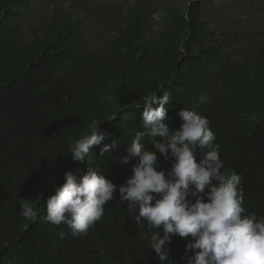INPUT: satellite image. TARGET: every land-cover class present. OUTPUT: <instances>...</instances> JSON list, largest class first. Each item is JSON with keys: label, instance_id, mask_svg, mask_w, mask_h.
Returning a JSON list of instances; mask_svg holds the SVG:
<instances>
[{"label": "trees", "instance_id": "obj_1", "mask_svg": "<svg viewBox=\"0 0 264 264\" xmlns=\"http://www.w3.org/2000/svg\"><path fill=\"white\" fill-rule=\"evenodd\" d=\"M43 1L0 0V264H160L147 246L152 230L135 223L118 193L83 236L48 222L45 208L66 170L79 178L90 166L117 185L131 176L119 158L143 130L135 104L152 93L173 98L164 120L170 131L179 129L183 108L207 117L221 171L242 176L245 214L264 217V31L236 44L180 0L150 35L131 19L96 49L102 44L87 46L70 5L50 0L59 5L54 13L21 35V22ZM97 125L102 145L74 161L75 141ZM146 146L155 150L147 138ZM157 157L168 170L172 161ZM21 198L40 210L35 222L21 215ZM190 242L171 237L173 264H187Z\"/></svg>", "mask_w": 264, "mask_h": 264}, {"label": "clouds", "instance_id": "obj_2", "mask_svg": "<svg viewBox=\"0 0 264 264\" xmlns=\"http://www.w3.org/2000/svg\"><path fill=\"white\" fill-rule=\"evenodd\" d=\"M189 1L195 5L198 18L220 36L223 29L227 35L232 21H236L235 18L228 22L213 21L212 17L221 18L223 14L210 12L211 1ZM126 11L125 21L142 22L146 30V17L140 4L134 3ZM166 13H161L162 23L157 28L163 25ZM71 14L80 31L87 34V46L88 43L94 47L102 44L96 48L99 49L108 45L103 43L112 39L115 32L98 43L84 15ZM125 21L117 26H123ZM152 31L143 33L148 36ZM64 82L67 86L68 77ZM172 100L170 93L164 91L143 95L141 102L135 104L143 109V130L135 133L126 154L119 158L121 165H131L130 177L117 185L90 166L79 178L66 170L63 183L54 186V194L46 200L47 221L56 226L66 225L73 236L87 235L103 216L104 205L118 193L121 202L137 213L135 223L143 227L146 222L152 230L146 237L147 246L160 264L165 261L173 264L166 248L173 235L192 238L185 246L186 252L193 253L187 257V264H264V217L245 214L240 187L242 176L235 171H221L219 145L214 144L216 136L207 117L183 108L178 113L182 121L179 129L170 131L164 120ZM146 138L154 151L147 148ZM104 139L105 133L97 125L75 141L71 158L84 161L93 146L102 145ZM114 146L115 143L103 144L100 155L110 152ZM157 152L164 160L172 161L168 170L160 166ZM20 206L26 220H37L40 210L30 199L21 198ZM58 235L63 238L65 233L61 231Z\"/></svg>", "mask_w": 264, "mask_h": 264}, {"label": "rangeland", "instance_id": "obj_3", "mask_svg": "<svg viewBox=\"0 0 264 264\" xmlns=\"http://www.w3.org/2000/svg\"><path fill=\"white\" fill-rule=\"evenodd\" d=\"M180 0H62L64 5H70L73 12L82 13L94 29V41L106 40L115 26L126 19L127 8L140 4L145 14L146 30L152 31L161 23V13H166ZM213 4L209 7L212 14L222 13L221 18L212 20L223 22L236 19L230 26L227 35L237 40L236 44L248 35L259 38L264 31V0H209ZM57 2L43 1L21 22L20 34L25 35L30 27H34L46 17L54 13ZM160 12V14H159Z\"/></svg>", "mask_w": 264, "mask_h": 264}]
</instances>
